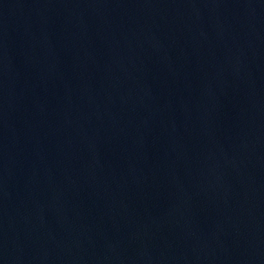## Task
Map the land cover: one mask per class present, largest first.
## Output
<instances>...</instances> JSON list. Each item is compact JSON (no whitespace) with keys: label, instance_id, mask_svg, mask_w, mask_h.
<instances>
[{"label":"water","instance_id":"obj_1","mask_svg":"<svg viewBox=\"0 0 264 264\" xmlns=\"http://www.w3.org/2000/svg\"><path fill=\"white\" fill-rule=\"evenodd\" d=\"M0 264H264V0H0Z\"/></svg>","mask_w":264,"mask_h":264}]
</instances>
